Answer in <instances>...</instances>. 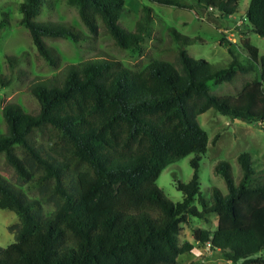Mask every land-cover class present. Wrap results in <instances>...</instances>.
Masks as SVG:
<instances>
[{
    "label": "trees",
    "instance_id": "16d2710c",
    "mask_svg": "<svg viewBox=\"0 0 264 264\" xmlns=\"http://www.w3.org/2000/svg\"><path fill=\"white\" fill-rule=\"evenodd\" d=\"M44 1L23 0L20 24L55 70L63 59L48 40L83 42L94 50L97 39L108 37L120 50L135 49L150 21L145 7L134 31H128L119 24L128 13L125 0H68L83 31L50 19L37 21ZM150 1L197 14L200 8L233 15L239 0H195L196 6ZM245 16L264 38V0H250ZM169 32L179 45L175 62L153 60L133 70L112 56L89 57L67 63L51 81L33 83L37 113L17 103L3 106L0 154L25 189L0 175V209L19 220L14 241L0 247V264H181L178 257L196 243L208 245L229 264H264L263 257H255L264 250V185L248 184L254 175L250 155L236 158L238 183L230 164L218 162L214 172L227 193L213 187L210 197H203L199 161L208 135L197 121L209 109L245 123L264 121V53L242 31L245 60L221 39L231 60L214 70L205 59L188 55L185 46L197 38L175 28ZM19 62L6 56L9 68ZM238 74L252 77L236 94L209 92V81L230 83ZM0 81L6 85L10 80ZM191 153L196 154L190 160L192 176L187 183L177 182L183 199L175 203L156 180L166 166ZM209 213L216 215V228L192 226L195 242H180L182 225Z\"/></svg>",
    "mask_w": 264,
    "mask_h": 264
},
{
    "label": "rangeland",
    "instance_id": "374dc122",
    "mask_svg": "<svg viewBox=\"0 0 264 264\" xmlns=\"http://www.w3.org/2000/svg\"><path fill=\"white\" fill-rule=\"evenodd\" d=\"M22 1L0 0V77L10 80L6 85L0 81V134L6 131V123L1 114L3 106L7 103H17L27 113H37L40 104L31 93V86L37 81L48 82L55 79L67 63H77L89 57L112 56L127 68L141 70L153 60L175 62L179 45L169 32L170 28H175L177 32L190 38H197L194 43L185 46L188 55L195 59H205L214 70L225 68L231 60L226 47L220 44L221 39L226 40L231 48L236 50L239 60H245L246 53L239 42L242 31L246 32L251 44L258 48L259 54L264 53V38L254 33L246 20L245 14L250 0H239L238 10L233 15H220L214 9L200 8H197V14L193 10L160 5L150 0H125L128 13L120 17L119 24L128 31H134L136 22L144 14L143 8L149 9L150 21L139 45L135 49L120 50L110 38L101 37L97 39L95 49L92 50L90 45L83 42L75 44L69 39L48 40L47 43L55 47L63 59L62 66L55 70L38 54L28 30L20 24L21 13L18 6ZM45 1L37 21L50 19L73 24L85 31L78 20L76 8L68 0ZM181 1L196 6L195 0ZM6 56L19 57L20 62L9 68ZM251 77V74H238L230 83L215 84L209 81L207 85L211 94H236ZM197 121L208 135L207 150L200 154L199 161V184L203 197L208 199L213 187L223 194L227 193L223 178L214 172V167L220 161L230 164L233 179L238 183L241 173L236 158L241 153L250 155L254 171L248 184L264 185V121L245 123L213 109L199 115ZM217 134L219 138L213 143ZM195 155L191 153L169 164L156 180L163 194L175 203L183 199V194L176 184L178 181L187 183L191 179L190 160ZM0 175L12 185L25 189L24 184L19 183L11 167L6 164L3 154H0ZM29 193L35 194L32 191ZM198 208L201 209L200 206ZM18 226L19 220L14 212L0 209V247L14 241ZM192 226L214 230L215 213L205 214L201 218L191 217L188 223L182 225L180 242H195ZM206 246L208 245H197L193 252L180 255L178 261L181 264H229L219 252H213ZM258 256L264 258V250L255 255Z\"/></svg>",
    "mask_w": 264,
    "mask_h": 264
},
{
    "label": "crops",
    "instance_id": "0c3cea01",
    "mask_svg": "<svg viewBox=\"0 0 264 264\" xmlns=\"http://www.w3.org/2000/svg\"><path fill=\"white\" fill-rule=\"evenodd\" d=\"M216 225H217V219H216ZM198 227V226H197ZM191 242V241H190ZM197 245H199V244H195V247H194V249L191 251V252H193L195 249H197ZM206 248H208L209 249V247L208 246H206ZM202 249V248H201Z\"/></svg>",
    "mask_w": 264,
    "mask_h": 264
}]
</instances>
